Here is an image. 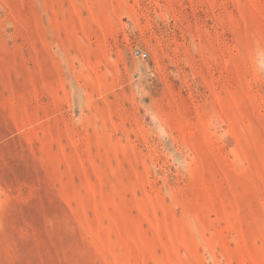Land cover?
Listing matches in <instances>:
<instances>
[{
	"label": "rangeland",
	"instance_id": "rangeland-1",
	"mask_svg": "<svg viewBox=\"0 0 264 264\" xmlns=\"http://www.w3.org/2000/svg\"><path fill=\"white\" fill-rule=\"evenodd\" d=\"M0 264H264V0H0Z\"/></svg>",
	"mask_w": 264,
	"mask_h": 264
}]
</instances>
